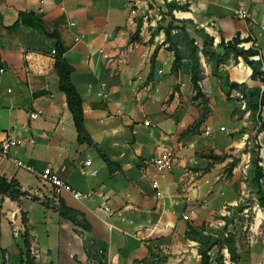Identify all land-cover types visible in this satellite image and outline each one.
Returning <instances> with one entry per match:
<instances>
[{"label":"crops","instance_id":"crops-1","mask_svg":"<svg viewBox=\"0 0 264 264\" xmlns=\"http://www.w3.org/2000/svg\"><path fill=\"white\" fill-rule=\"evenodd\" d=\"M148 1L160 18L138 11L135 0H0V139L8 132L33 137L15 157L92 192L76 199L0 155V177L28 193L20 201L0 196V264H20L23 214L36 264H199L197 242L186 237L189 226L217 234L226 225L221 216L236 213L229 207L249 197L253 164L245 149L257 137L264 163V129L228 95L202 54L198 89L183 44L186 57L173 73L175 53L157 27L171 20L168 3L188 5L173 11L174 24L185 26L200 48L206 34L218 44L240 37L243 48L258 49L264 64V0ZM241 2L258 24L235 16ZM21 12H35L44 28L19 23ZM58 47L73 67L71 81L83 99L94 145L77 140L55 68L52 51ZM220 69L231 82L262 89L241 58L231 56ZM261 116L264 121V108ZM165 148L176 149L178 159L172 172L160 174L146 161ZM222 154L223 160L215 159ZM88 158L92 162L83 172ZM261 184L264 190V177ZM60 202L79 211L88 228L64 217ZM263 212L253 210L251 223L244 212L235 214L229 230L238 257L229 264H264ZM223 253L224 259L230 256L228 248ZM217 257L215 247L209 264H218Z\"/></svg>","mask_w":264,"mask_h":264},{"label":"trees","instance_id":"trees-1","mask_svg":"<svg viewBox=\"0 0 264 264\" xmlns=\"http://www.w3.org/2000/svg\"><path fill=\"white\" fill-rule=\"evenodd\" d=\"M168 12L167 14L171 17V20L168 26L164 27L158 24L157 33L164 29L166 33L165 42L169 43V49L174 51L175 60L173 63L172 71L173 73H178V71L182 68L183 59H185L186 55L181 48V45H185L190 50L189 58L192 60V82L196 89L199 88V83L203 79V65L201 62V54L204 56L205 60L211 65L213 72L220 79L223 84V87L227 91L228 95H231L233 89H237L242 92L245 96L247 103V110L251 112V118L256 121L260 129H264L261 112L264 108V90L260 88H250L247 84L244 83H236L231 82L228 74L221 70L220 67L222 64L226 63L228 59L233 56L235 61L238 62L239 58L243 60V62L251 67L252 69V77L255 79H260L264 83V70L262 69L263 63L261 60H255L252 57L254 55L259 54V51L255 47H251L245 49L243 47H239V44L242 42L240 37H235L233 40L229 42L221 41L217 46L214 45V38L209 35L204 36L203 47L200 48L198 44H196L195 38H190L189 32L185 26H178L174 24L177 20L174 16L173 11L175 9H183L187 10L188 5H182L177 2H170L167 4ZM143 17V15L141 14ZM18 22L31 27V28H44V24L41 19L37 17L35 12H21L19 14ZM17 22V23H18ZM16 25V24H15ZM181 29V34H176L174 31L177 29ZM187 39V40H185ZM186 42V43H185ZM218 47H224L225 53L219 52L217 50ZM64 49L58 47L56 49V62L55 68L56 72L59 76V86L60 89L66 94L67 103L70 111L72 112L73 119L75 122V126L78 133V142L79 143H88L94 145L95 142L89 135L84 121V108H83V99L79 92L77 91L75 85L71 81V73L73 71V67L68 64L65 60ZM158 54V47L155 49L151 56V61H154ZM235 83V86L232 84ZM238 100V98H235ZM245 113V110H242ZM252 139L251 142H253ZM245 152H250L252 157L253 169L251 174L249 175V183L251 188V193L248 198H246L243 202H240L238 205L234 207H229V209H233L237 215L239 213H243L246 208H249L250 214L247 218V221L251 223L254 220V214L252 211V207L257 201L262 208H264V190L261 184V180L264 177V169L259 164L261 160L259 153V146L249 144L246 146ZM102 157L107 162L111 169H114L115 163L111 161L103 152H101ZM226 156L220 155L216 156V160H223ZM27 192L21 191L16 188L15 182H7L4 177H0V196L5 197L8 196L13 200L20 201L21 197L27 195ZM59 212L69 220H71L78 227L88 228V225L83 218L82 214L74 210L70 207H66L63 202L59 204ZM231 216H221V218L226 220V225L217 233H205V226H193L190 225L189 229L186 233V237L190 240L196 241L198 243V251L200 254V263L199 264H209L210 262V252L213 248H218V264H223L224 262V248H228L229 257L231 260H236L237 250L235 247L234 239L232 238V233L229 230V224L234 221L235 214ZM23 224L25 226L23 237H24V245L25 249L21 251V261L20 264H36V257L31 253V235L28 228V219L26 218V214H23ZM149 260H145L148 262Z\"/></svg>","mask_w":264,"mask_h":264},{"label":"built area","instance_id":"built-area-1","mask_svg":"<svg viewBox=\"0 0 264 264\" xmlns=\"http://www.w3.org/2000/svg\"><path fill=\"white\" fill-rule=\"evenodd\" d=\"M166 1H173V0H166ZM135 4H136V7L138 8V11L140 9H142L148 15L153 14L156 17H159V18L161 17L159 14H157V13L155 14L153 12V9L150 7V3L148 0H135ZM133 12H136V11L134 10ZM234 13H235V16L237 18L242 19V20H246L250 25L258 24L257 20L251 14L248 6L242 2L240 3V5L237 8H235ZM132 22L134 25H136V23L134 21H132ZM260 26L264 30V25H260ZM207 29H208V27H207ZM77 40H79V38H77ZM214 43H215V45L218 44L217 38H216V40H214ZM239 47H243V44L240 43ZM52 53L55 55L56 49H53ZM252 58L255 60H260L259 54L254 55ZM262 69L264 70V64L262 66ZM262 90H264V83L262 86ZM231 96L238 98L240 107L243 110H245L247 114L251 113L250 110H247L246 99H245V96L242 92H240L237 89H233L231 92ZM38 115H39L38 112L32 113L33 118H37ZM145 123L149 124L150 121L146 120ZM205 132L207 134H209L211 132V129L208 127ZM34 141L35 140L33 137L26 139V138L17 136L12 132H8L4 138L0 139V155L3 157H7V158L12 159L17 166L22 167L28 171H31V172L37 174L42 181L53 185L58 190H65V191L71 192L76 199H83L85 197H90L92 195L91 191L83 192V191L74 189L71 184H69L67 181H65L58 173L52 171L51 168H46L42 172H38L33 165L25 162L22 159L15 157L14 152L18 147L25 146L28 142L34 143ZM249 145L250 146H253V145L259 146V153H260V157H261V144L259 142V139L256 137L253 142L249 143ZM247 153H248V156L251 155L250 152H247ZM177 159H178V153H177L176 149L165 148L159 155L153 156V157L147 159L146 165L149 167H154L156 169V171L160 174H165V173H169V172L173 171V169L176 165ZM91 162H92L91 158H88L85 161V165L82 169L83 172L86 171V166H89L91 164ZM259 164L261 166H264L262 158L259 161ZM91 174L96 175L97 170H92ZM151 180H152L153 187L155 189H158L159 184H158V182L154 176L152 177ZM157 195L161 196L162 192L160 190H158ZM256 209L260 212L264 208H262L260 206V204L257 201H255V203L252 207V211L256 210ZM244 213H245L246 218H248L249 214H250L249 208H246L244 210ZM260 214H261L263 221H264V212L260 213ZM185 218H187V215H185ZM194 245L196 247L195 248L196 249L195 254L197 255V257H200V254L198 251V243H195ZM33 252L36 254L35 250ZM229 263H230V258H229V256H227L224 259V264H229Z\"/></svg>","mask_w":264,"mask_h":264},{"label":"water","instance_id":"water-1","mask_svg":"<svg viewBox=\"0 0 264 264\" xmlns=\"http://www.w3.org/2000/svg\"><path fill=\"white\" fill-rule=\"evenodd\" d=\"M217 50L219 52H222V54H224V52H225V48L224 47H218ZM232 86H235V83H233ZM263 126H264V123H263Z\"/></svg>","mask_w":264,"mask_h":264},{"label":"rangeland","instance_id":"rangeland-1","mask_svg":"<svg viewBox=\"0 0 264 264\" xmlns=\"http://www.w3.org/2000/svg\"><path fill=\"white\" fill-rule=\"evenodd\" d=\"M225 125V124H224ZM43 254V252L41 251V255ZM44 255V254H43ZM55 256V255H54Z\"/></svg>","mask_w":264,"mask_h":264}]
</instances>
